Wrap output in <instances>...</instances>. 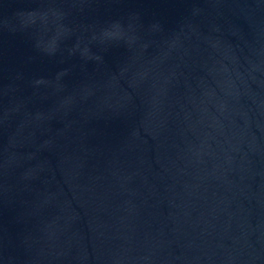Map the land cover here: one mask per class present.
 Listing matches in <instances>:
<instances>
[{"label":"water","instance_id":"1","mask_svg":"<svg viewBox=\"0 0 264 264\" xmlns=\"http://www.w3.org/2000/svg\"><path fill=\"white\" fill-rule=\"evenodd\" d=\"M0 264H264V0H0Z\"/></svg>","mask_w":264,"mask_h":264}]
</instances>
